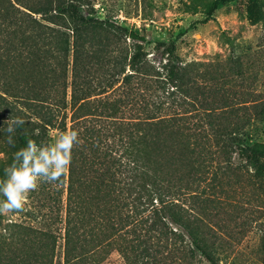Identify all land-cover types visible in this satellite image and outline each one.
Instances as JSON below:
<instances>
[{
  "label": "trees",
  "instance_id": "obj_1",
  "mask_svg": "<svg viewBox=\"0 0 264 264\" xmlns=\"http://www.w3.org/2000/svg\"><path fill=\"white\" fill-rule=\"evenodd\" d=\"M16 1L0 0V179L29 140L49 146L50 132L75 130L79 143L64 174L31 195L25 213L39 227L0 226L13 242L5 262L54 264L61 228L63 264H98L110 250L126 264L217 263L203 233L217 237L204 220L219 203L218 174L257 170L264 143L233 122L235 109L201 110V86L174 65L173 43L159 45V71L126 44L144 36L82 12L89 0ZM224 1L205 3L206 17ZM16 117L24 124L10 145Z\"/></svg>",
  "mask_w": 264,
  "mask_h": 264
},
{
  "label": "rangeland",
  "instance_id": "obj_2",
  "mask_svg": "<svg viewBox=\"0 0 264 264\" xmlns=\"http://www.w3.org/2000/svg\"><path fill=\"white\" fill-rule=\"evenodd\" d=\"M89 1L90 8L80 7L82 12L91 9L93 17L144 36L143 42L126 39V44L129 48L141 45L147 53L146 60L159 71L166 62L159 45L173 43L174 65L186 69L184 74L201 86V110L214 105L235 109L233 122L243 124L244 133L264 143V0H226L210 18L206 17L203 5L214 0ZM22 2L37 6L44 0ZM12 3L21 7L16 0ZM202 116L203 111L201 120ZM49 135V145H52L58 133L52 131ZM3 158L0 150V160ZM221 173L217 178L220 186L215 188L219 203L213 209L212 205L208 206L215 216L210 218L208 214L204 220L215 227L217 237L211 239L208 229L203 233L215 246L218 255L215 264H264V160L257 170L238 176L235 171L227 174L228 177ZM48 182L41 180L34 191ZM32 194L33 191L28 194L23 211L1 215L0 226L19 223L39 227V218L33 221L25 213L37 201ZM56 226L62 227L61 224L52 227ZM56 233L54 264H63V231L60 228ZM12 244L5 234L0 235V264H8L5 259L12 258ZM97 259L98 264H126L124 256L116 250L103 253ZM201 264L211 263L202 259Z\"/></svg>",
  "mask_w": 264,
  "mask_h": 264
},
{
  "label": "clouds",
  "instance_id": "obj_3",
  "mask_svg": "<svg viewBox=\"0 0 264 264\" xmlns=\"http://www.w3.org/2000/svg\"><path fill=\"white\" fill-rule=\"evenodd\" d=\"M24 120L10 118L6 127L7 142L14 145L16 128ZM79 143V134L73 130L61 134L56 142L41 146L29 140L26 147L15 152L13 163L5 169L0 179V215L23 211L28 194L34 191L41 180L56 181L64 174L71 162L74 145Z\"/></svg>",
  "mask_w": 264,
  "mask_h": 264
}]
</instances>
